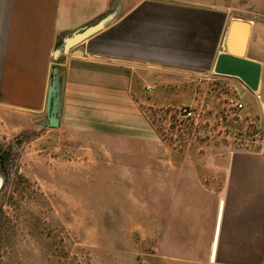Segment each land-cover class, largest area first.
Wrapping results in <instances>:
<instances>
[{
	"label": "crops",
	"instance_id": "obj_1",
	"mask_svg": "<svg viewBox=\"0 0 264 264\" xmlns=\"http://www.w3.org/2000/svg\"><path fill=\"white\" fill-rule=\"evenodd\" d=\"M232 21L224 9L201 0H0L2 121L5 115L35 119L81 141L77 149L96 145L109 154L103 162L108 174H116L119 164L141 165L144 179L161 181L169 204L162 227L177 236L160 237L152 259L264 264V152L177 162L155 158L151 150L158 134L150 112L155 105H176L186 83L210 78L218 55L229 53L223 47L261 66L256 92L237 84L253 104L264 103V24L236 20L248 25L247 37L237 33L228 45ZM53 76L58 127L48 128ZM125 144L138 154L121 150ZM158 165L170 167L159 173ZM191 224L192 242L185 235ZM192 244L202 245V252Z\"/></svg>",
	"mask_w": 264,
	"mask_h": 264
},
{
	"label": "rangeland",
	"instance_id": "obj_2",
	"mask_svg": "<svg viewBox=\"0 0 264 264\" xmlns=\"http://www.w3.org/2000/svg\"><path fill=\"white\" fill-rule=\"evenodd\" d=\"M201 1L235 20L264 24V0ZM238 82L213 73L182 85L176 105H155L153 156L192 162L200 156L264 152V103L243 96ZM183 107L194 111L196 125L180 126L177 115ZM35 122L6 115L3 122L0 115V264H197L151 258L160 237L177 236L162 227L169 204L161 181L144 179L141 165L119 164L116 174H108L103 162L110 155L102 149H77L81 141ZM121 150L138 154L133 144ZM167 167L154 166V171ZM188 168L192 171V165ZM189 227L185 235L192 242ZM189 247L198 253L203 249Z\"/></svg>",
	"mask_w": 264,
	"mask_h": 264
},
{
	"label": "water",
	"instance_id": "obj_3",
	"mask_svg": "<svg viewBox=\"0 0 264 264\" xmlns=\"http://www.w3.org/2000/svg\"><path fill=\"white\" fill-rule=\"evenodd\" d=\"M94 29L84 32L77 38H74L71 41H68L64 50H67L70 46L87 38ZM241 33L243 35V40L246 39L248 33V25L239 21H232L229 24L228 32L226 36L227 44L230 45L233 37ZM229 53H221L218 55L214 67L213 73L219 76L232 77L238 79L248 90L251 92H256L258 90V84L261 73V66L249 60L242 58V53L233 52L230 48L223 47ZM236 54L233 56L231 54ZM55 74V70H53ZM58 111H59V97L57 90L56 77L53 76L48 87L47 96H46V114L47 119L45 126L48 128H57L58 127Z\"/></svg>",
	"mask_w": 264,
	"mask_h": 264
},
{
	"label": "built area",
	"instance_id": "obj_4",
	"mask_svg": "<svg viewBox=\"0 0 264 264\" xmlns=\"http://www.w3.org/2000/svg\"><path fill=\"white\" fill-rule=\"evenodd\" d=\"M229 103L233 104V101L229 100ZM235 106L238 109L242 108L241 104H235ZM155 117L158 119V114L157 113H154L153 123H155L154 122V118ZM177 119L179 120L180 126H181V123H182L183 126L186 125L187 127H189L190 125H196L198 118H197V116L195 115V113H194V111L192 109L187 108V107H183V108H180L178 110ZM165 122H167V120H164V123Z\"/></svg>",
	"mask_w": 264,
	"mask_h": 264
}]
</instances>
